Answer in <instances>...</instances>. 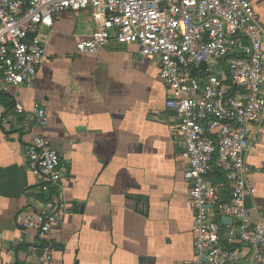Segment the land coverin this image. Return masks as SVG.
Segmentation results:
<instances>
[{"label":"crops","instance_id":"1","mask_svg":"<svg viewBox=\"0 0 264 264\" xmlns=\"http://www.w3.org/2000/svg\"><path fill=\"white\" fill-rule=\"evenodd\" d=\"M251 1L264 29V0ZM93 30L90 11L54 16L40 31L46 55L35 86L0 90V264H40L42 251L31 250L40 239L17 222L45 197L27 167L32 133L51 140L65 171L68 212L51 232L53 264H208L194 250L188 164L159 62L135 44L79 53ZM35 106L48 111L46 127ZM248 163L256 194L246 203L264 224V130ZM239 256L248 264L247 249Z\"/></svg>","mask_w":264,"mask_h":264},{"label":"built area","instance_id":"2","mask_svg":"<svg viewBox=\"0 0 264 264\" xmlns=\"http://www.w3.org/2000/svg\"><path fill=\"white\" fill-rule=\"evenodd\" d=\"M65 11L91 13L94 30L77 43L79 53L135 44L159 62L188 164L196 255L208 264H246L239 255L247 249L248 264H264V224L246 203L256 194L248 158L264 130V29L252 1L0 0V90L35 86L46 55L41 28ZM13 111L26 113L20 103ZM32 115L48 125L45 108ZM25 154L45 197L18 215V226L46 241L39 263L53 264L51 232L68 212L65 171L47 137L32 133Z\"/></svg>","mask_w":264,"mask_h":264},{"label":"trees","instance_id":"3","mask_svg":"<svg viewBox=\"0 0 264 264\" xmlns=\"http://www.w3.org/2000/svg\"><path fill=\"white\" fill-rule=\"evenodd\" d=\"M11 107L14 108L13 103L10 104V105L8 106V109H11ZM19 117H20V116H19ZM6 126L9 127V120H8V122L6 123ZM5 128H6V127H5ZM9 130H10V129H9ZM45 242H46L45 240H41V239L39 240L37 247L39 248L40 251H42L43 248L46 246V243H45ZM53 248H55V246H54Z\"/></svg>","mask_w":264,"mask_h":264},{"label":"water","instance_id":"4","mask_svg":"<svg viewBox=\"0 0 264 264\" xmlns=\"http://www.w3.org/2000/svg\"><path fill=\"white\" fill-rule=\"evenodd\" d=\"M141 264H146V263H144V261H142Z\"/></svg>","mask_w":264,"mask_h":264}]
</instances>
